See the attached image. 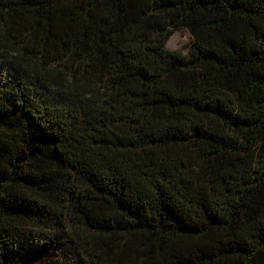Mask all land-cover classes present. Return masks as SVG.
Segmentation results:
<instances>
[{
  "label": "trees",
  "instance_id": "16d2710c",
  "mask_svg": "<svg viewBox=\"0 0 264 264\" xmlns=\"http://www.w3.org/2000/svg\"><path fill=\"white\" fill-rule=\"evenodd\" d=\"M0 264H264V0H0Z\"/></svg>",
  "mask_w": 264,
  "mask_h": 264
},
{
  "label": "rangeland",
  "instance_id": "374dc122",
  "mask_svg": "<svg viewBox=\"0 0 264 264\" xmlns=\"http://www.w3.org/2000/svg\"><path fill=\"white\" fill-rule=\"evenodd\" d=\"M192 41L193 37L187 29L177 28L169 38L166 48L171 50H181L183 53L189 54Z\"/></svg>",
  "mask_w": 264,
  "mask_h": 264
}]
</instances>
